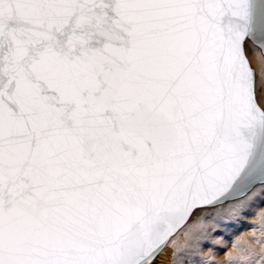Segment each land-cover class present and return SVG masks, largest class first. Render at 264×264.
<instances>
[{"label": "snow or ice", "instance_id": "6c2138e0", "mask_svg": "<svg viewBox=\"0 0 264 264\" xmlns=\"http://www.w3.org/2000/svg\"><path fill=\"white\" fill-rule=\"evenodd\" d=\"M261 204L264 0H0V264H264Z\"/></svg>", "mask_w": 264, "mask_h": 264}, {"label": "bare ground", "instance_id": "6f19581e", "mask_svg": "<svg viewBox=\"0 0 264 264\" xmlns=\"http://www.w3.org/2000/svg\"><path fill=\"white\" fill-rule=\"evenodd\" d=\"M254 61L256 62V60ZM262 209H264V204H261L259 208L256 209L255 213L246 217L242 225H230L228 230L232 231L234 228H239L240 232H243V233L253 231L254 229L252 228V225H255L257 223L256 216L258 212ZM168 253H169V249H165V252L161 254V256L158 259V264H167ZM220 256H222V253Z\"/></svg>", "mask_w": 264, "mask_h": 264}, {"label": "clouds", "instance_id": "9594fccd", "mask_svg": "<svg viewBox=\"0 0 264 264\" xmlns=\"http://www.w3.org/2000/svg\"><path fill=\"white\" fill-rule=\"evenodd\" d=\"M261 211L264 212V209H262ZM253 234L254 233L252 231L245 232L241 236L236 237V239L238 241L246 240L248 237H250ZM252 246L256 247L255 244H252ZM203 254L205 256H208L210 254V250H205ZM235 254H236V249L234 247H230L229 250H228V255L231 256V255H235ZM226 258H227L226 256L214 257V259H217V260H223V259H226Z\"/></svg>", "mask_w": 264, "mask_h": 264}, {"label": "rangeland", "instance_id": "374dc122", "mask_svg": "<svg viewBox=\"0 0 264 264\" xmlns=\"http://www.w3.org/2000/svg\"><path fill=\"white\" fill-rule=\"evenodd\" d=\"M255 59L253 58V65L256 66V62L254 61Z\"/></svg>", "mask_w": 264, "mask_h": 264}]
</instances>
